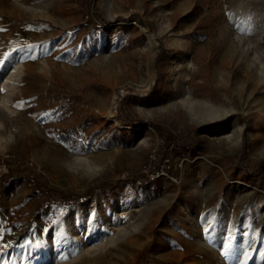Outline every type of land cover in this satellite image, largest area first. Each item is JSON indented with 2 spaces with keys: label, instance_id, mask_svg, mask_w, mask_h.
<instances>
[{
  "label": "rangeland",
  "instance_id": "obj_1",
  "mask_svg": "<svg viewBox=\"0 0 264 264\" xmlns=\"http://www.w3.org/2000/svg\"><path fill=\"white\" fill-rule=\"evenodd\" d=\"M244 142L264 159V0H0V264H264Z\"/></svg>",
  "mask_w": 264,
  "mask_h": 264
},
{
  "label": "trees",
  "instance_id": "obj_2",
  "mask_svg": "<svg viewBox=\"0 0 264 264\" xmlns=\"http://www.w3.org/2000/svg\"><path fill=\"white\" fill-rule=\"evenodd\" d=\"M82 6L89 7L90 0H79ZM163 53L162 50L158 53L156 57V65H159L160 59L162 58ZM126 118V117H125ZM126 118L128 121H138L140 119H136L137 117H133L134 119ZM160 130V134L165 140L167 145L175 142L177 146L184 144L185 146H191L193 143L194 137L193 132L190 133H180L177 135H171L168 131H166L162 126L158 127ZM244 151H245V142L241 146V148L235 153L230 155V159L234 162V166L236 170H241L248 178H264V159H260L258 161H249L244 159ZM24 168L18 169L17 171H9L8 173L2 175L0 177V183H6V181L16 178L17 176L24 175ZM107 184V180H105L100 187H103ZM35 186L42 193L45 190L44 183L41 181V178L38 176L35 180ZM95 187H91L90 191L94 190Z\"/></svg>",
  "mask_w": 264,
  "mask_h": 264
},
{
  "label": "built area",
  "instance_id": "obj_3",
  "mask_svg": "<svg viewBox=\"0 0 264 264\" xmlns=\"http://www.w3.org/2000/svg\"><path fill=\"white\" fill-rule=\"evenodd\" d=\"M118 96L119 95L116 92L115 93V97H118ZM13 156H15V155H13ZM167 161H168V157H165L163 159V162H162L161 166H157L152 172H148V175L150 176V178H155V177H157V176H159L161 174H164L165 173L164 168L165 167L167 168V166L169 164ZM24 166L25 167H29L32 170V172H30L28 174V176H27V183L28 184H32L34 182V177H35L34 174H35L36 171H39V170L36 167H34V165H32V162L24 161ZM170 178L173 179L174 181L177 180L175 175H172Z\"/></svg>",
  "mask_w": 264,
  "mask_h": 264
},
{
  "label": "bare ground",
  "instance_id": "obj_4",
  "mask_svg": "<svg viewBox=\"0 0 264 264\" xmlns=\"http://www.w3.org/2000/svg\"><path fill=\"white\" fill-rule=\"evenodd\" d=\"M14 60L16 61V62H19L20 61V59H21V53L20 52H18V53H16L15 55H14ZM224 237L223 236H221V237H219V240H222ZM231 259V257H229V256H227V255H224L223 257H222V260H223V264H228V261ZM36 260V259H35Z\"/></svg>",
  "mask_w": 264,
  "mask_h": 264
},
{
  "label": "crops",
  "instance_id": "obj_5",
  "mask_svg": "<svg viewBox=\"0 0 264 264\" xmlns=\"http://www.w3.org/2000/svg\"><path fill=\"white\" fill-rule=\"evenodd\" d=\"M232 172V171H231ZM240 173V172H239ZM242 178H245V177H243V176H241ZM247 179V178H246Z\"/></svg>",
  "mask_w": 264,
  "mask_h": 264
}]
</instances>
